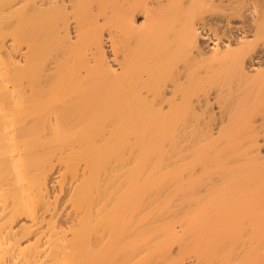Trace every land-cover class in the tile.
<instances>
[{
  "label": "bare ground",
  "instance_id": "bare-ground-1",
  "mask_svg": "<svg viewBox=\"0 0 264 264\" xmlns=\"http://www.w3.org/2000/svg\"><path fill=\"white\" fill-rule=\"evenodd\" d=\"M2 2L0 264H264V0Z\"/></svg>",
  "mask_w": 264,
  "mask_h": 264
},
{
  "label": "rangeland",
  "instance_id": "rangeland-1",
  "mask_svg": "<svg viewBox=\"0 0 264 264\" xmlns=\"http://www.w3.org/2000/svg\"><path fill=\"white\" fill-rule=\"evenodd\" d=\"M2 1H4V0H1L0 5H1V3H3ZM5 1H7V0H5ZM8 1H9V0H8ZM6 3H7V2H6ZM2 5H6V4L3 3ZM60 196H61V198H62L61 200L63 201L64 193H63V195L61 194ZM61 200H60V204L62 203Z\"/></svg>",
  "mask_w": 264,
  "mask_h": 264
}]
</instances>
